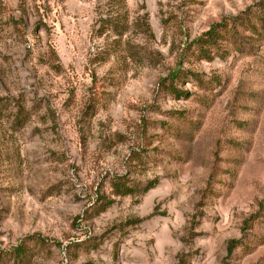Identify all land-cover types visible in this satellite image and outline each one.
Masks as SVG:
<instances>
[{"label": "rangeland", "instance_id": "374dc122", "mask_svg": "<svg viewBox=\"0 0 264 264\" xmlns=\"http://www.w3.org/2000/svg\"><path fill=\"white\" fill-rule=\"evenodd\" d=\"M258 1L0 0V264H264Z\"/></svg>", "mask_w": 264, "mask_h": 264}, {"label": "trees", "instance_id": "16d2710c", "mask_svg": "<svg viewBox=\"0 0 264 264\" xmlns=\"http://www.w3.org/2000/svg\"><path fill=\"white\" fill-rule=\"evenodd\" d=\"M245 22L247 23L248 29L258 37V41L264 45V0H259L256 2L254 5L253 10L249 11L248 13H245ZM253 18V21L250 19ZM235 18H232L231 21L234 23ZM227 25L226 22L222 21L218 24L210 26L207 31L199 35L197 38L193 40V45H196L197 53L205 58L208 57L206 55V52H208L209 48H212L214 46L217 47L218 42L224 41L223 35L227 34L231 36L232 34L235 33L234 27L231 29H226ZM230 32V33H227ZM227 42V41H225ZM239 49V47H238ZM173 91V90H172ZM174 92V91H173ZM179 96L185 97L186 94L183 92H178ZM176 95V96H178ZM153 183H148L143 189L142 192L147 191L149 188L152 187ZM130 190L125 188L123 186V191L121 195H126L129 194ZM236 241L231 240L228 242L227 249L228 251H231L235 247ZM17 251V255L19 250H22V248L18 247L15 249Z\"/></svg>", "mask_w": 264, "mask_h": 264}]
</instances>
